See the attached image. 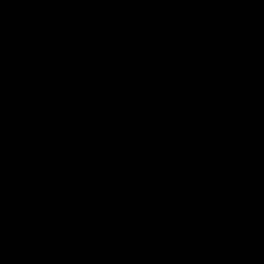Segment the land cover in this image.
<instances>
[{
  "label": "water",
  "instance_id": "water-1",
  "mask_svg": "<svg viewBox=\"0 0 264 264\" xmlns=\"http://www.w3.org/2000/svg\"><path fill=\"white\" fill-rule=\"evenodd\" d=\"M0 264H264V0H0Z\"/></svg>",
  "mask_w": 264,
  "mask_h": 264
}]
</instances>
